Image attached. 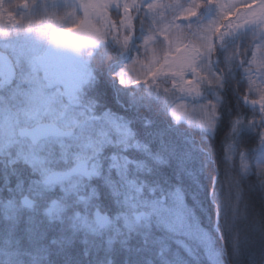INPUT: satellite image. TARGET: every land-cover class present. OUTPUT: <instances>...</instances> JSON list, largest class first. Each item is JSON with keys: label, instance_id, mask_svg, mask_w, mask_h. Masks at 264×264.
Instances as JSON below:
<instances>
[{"label": "snow or ice", "instance_id": "snow-or-ice-1", "mask_svg": "<svg viewBox=\"0 0 264 264\" xmlns=\"http://www.w3.org/2000/svg\"><path fill=\"white\" fill-rule=\"evenodd\" d=\"M0 41V264H193L197 253L252 264L250 234L264 245V204L253 211L245 196L264 193V0H0ZM125 53L114 79L139 86L132 105L155 102L167 129L82 103L93 67ZM226 112L234 195L217 248L183 182L194 151L201 170L217 164L210 141Z\"/></svg>", "mask_w": 264, "mask_h": 264}, {"label": "trees", "instance_id": "trees-1", "mask_svg": "<svg viewBox=\"0 0 264 264\" xmlns=\"http://www.w3.org/2000/svg\"><path fill=\"white\" fill-rule=\"evenodd\" d=\"M102 47L111 48L110 45ZM94 55H99V52ZM128 53L123 54L119 58V63L112 64L111 69L104 64L100 68L93 67L94 82L82 95V103H91L94 114L101 115L105 112L114 113L118 116H125L134 119L139 127L144 126L145 121H152L150 128L153 130L167 129L168 121L164 118L162 113H158L157 104L151 103L150 106H141L139 110L132 105V95L135 93L140 96L139 86L129 85V87L136 89H122L118 80L114 79L121 67L125 64L131 63V56ZM132 55L135 56V53ZM146 88V86H145ZM173 106V105H172ZM230 106L235 108V100L230 98ZM171 109H169V119ZM228 113L222 118V122L217 126V133L210 141V147L215 152L217 164L212 168L201 170L199 163V154L194 151L196 157V167L194 168L193 177L184 180V190L186 201L194 208L201 227H203L216 241L217 248L221 245L220 237L223 235L225 241L228 239V233L220 231V225L226 214L230 213L231 195H234V190L230 191L225 182L223 167V145L222 141L227 132ZM185 127H187L184 124ZM193 131H200L199 128ZM172 137L175 139L177 135L186 136L187 133H177L172 130ZM198 139V138H197ZM219 167L221 170L217 171ZM245 196L248 199L251 210L255 211L264 204V193L258 187L245 188ZM215 197V199H214ZM219 205V208L217 207ZM219 212V215H218ZM250 239L253 241L252 248L248 252V259L252 264H259L261 260L260 249L262 242L256 232L250 234ZM193 264H206V258L197 253Z\"/></svg>", "mask_w": 264, "mask_h": 264}, {"label": "rangeland", "instance_id": "rangeland-1", "mask_svg": "<svg viewBox=\"0 0 264 264\" xmlns=\"http://www.w3.org/2000/svg\"><path fill=\"white\" fill-rule=\"evenodd\" d=\"M110 43V42H109ZM111 45V43H110ZM139 71V65H136L135 67V70L133 71V75H135L137 72ZM175 106V105H174ZM173 106V107H174ZM181 113L183 112V110H179ZM189 111H191V107H189ZM171 112V111H170ZM181 121L184 122V121H187V119L185 118L184 115H181Z\"/></svg>", "mask_w": 264, "mask_h": 264}, {"label": "flooded vegetation", "instance_id": "flooded-vegetation-1", "mask_svg": "<svg viewBox=\"0 0 264 264\" xmlns=\"http://www.w3.org/2000/svg\"><path fill=\"white\" fill-rule=\"evenodd\" d=\"M8 2V0H6V3ZM8 41H0V46H2L4 43H7Z\"/></svg>", "mask_w": 264, "mask_h": 264}, {"label": "bare ground", "instance_id": "bare-ground-1", "mask_svg": "<svg viewBox=\"0 0 264 264\" xmlns=\"http://www.w3.org/2000/svg\"><path fill=\"white\" fill-rule=\"evenodd\" d=\"M183 123L188 127V121H184Z\"/></svg>", "mask_w": 264, "mask_h": 264}]
</instances>
